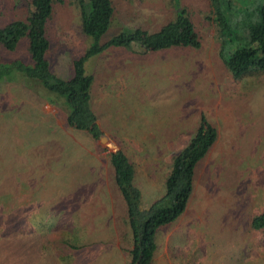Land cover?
Here are the masks:
<instances>
[{
  "label": "rangeland",
  "instance_id": "rangeland-1",
  "mask_svg": "<svg viewBox=\"0 0 264 264\" xmlns=\"http://www.w3.org/2000/svg\"><path fill=\"white\" fill-rule=\"evenodd\" d=\"M71 1L54 7L47 30L49 69L62 79L71 76V60L87 44ZM116 1L101 42L138 26L154 31L171 15L169 0ZM183 3L198 48L111 47L86 62L103 141L68 127L63 109L46 101L38 81L16 71L0 80V195L34 205L30 214L38 208L72 212L89 230L84 264L129 261V232L108 152L121 149L133 164L139 206L147 208L163 193L171 159L201 117L215 127L216 139L196 165L184 211L157 230L150 264H264V230L250 227L264 209V73L233 77L218 58L204 1ZM23 16L17 0H0V23ZM25 46L22 39L3 57L25 58Z\"/></svg>",
  "mask_w": 264,
  "mask_h": 264
},
{
  "label": "trees",
  "instance_id": "trees-1",
  "mask_svg": "<svg viewBox=\"0 0 264 264\" xmlns=\"http://www.w3.org/2000/svg\"><path fill=\"white\" fill-rule=\"evenodd\" d=\"M203 1L211 13L205 19L214 27L219 45L217 55L225 69L233 77H240L249 70L264 73V3L260 0ZM17 2L23 5L24 16L0 23V80L16 71L38 81L47 93L46 101L63 109L65 124L87 132L93 139L102 140L104 136H99L91 108L93 76L85 67L91 57L111 47L136 46L151 51L175 45L199 47L194 23L183 0H169L167 8L171 15L156 30L147 31L138 26L119 31L104 42L100 38L113 21L118 1L72 0L80 34L85 36L87 44L82 53L71 60V76L62 79L49 69L47 30L54 7L63 0ZM22 39L26 40L25 58H4L2 52L17 49ZM215 139V127L201 117L186 145L172 157L163 193L142 209L133 164L121 149L108 152L107 162L123 201L125 215L122 219L129 232L126 264L151 263L157 230L184 211L192 192L196 165ZM0 198V264H84L83 253L90 246L89 241H85L89 230L72 212L38 208L36 214H30L34 205L20 206L12 201L14 196L11 201L5 196L2 199V195ZM250 227L264 230V209L251 218Z\"/></svg>",
  "mask_w": 264,
  "mask_h": 264
},
{
  "label": "water",
  "instance_id": "water-1",
  "mask_svg": "<svg viewBox=\"0 0 264 264\" xmlns=\"http://www.w3.org/2000/svg\"><path fill=\"white\" fill-rule=\"evenodd\" d=\"M101 138H102V140H101V141L105 140V137H101Z\"/></svg>",
  "mask_w": 264,
  "mask_h": 264
},
{
  "label": "crops",
  "instance_id": "crops-1",
  "mask_svg": "<svg viewBox=\"0 0 264 264\" xmlns=\"http://www.w3.org/2000/svg\"><path fill=\"white\" fill-rule=\"evenodd\" d=\"M155 245H156V243H155ZM154 254V253H153ZM153 257V256H152Z\"/></svg>",
  "mask_w": 264,
  "mask_h": 264
}]
</instances>
